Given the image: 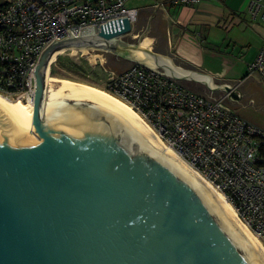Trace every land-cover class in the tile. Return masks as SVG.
I'll use <instances>...</instances> for the list:
<instances>
[{"label":"water","instance_id":"1","mask_svg":"<svg viewBox=\"0 0 264 264\" xmlns=\"http://www.w3.org/2000/svg\"><path fill=\"white\" fill-rule=\"evenodd\" d=\"M158 7L138 9L135 22L123 16L78 36L67 30L41 52L33 72L38 140L20 106L0 98V264H264L261 244L136 115L94 88L52 77L55 55L71 51L78 63V49L114 78L126 67H107L113 54L212 103L225 95L221 103L264 129L263 83L250 75L234 88L239 80L171 54Z\"/></svg>","mask_w":264,"mask_h":264},{"label":"built area","instance_id":"2","mask_svg":"<svg viewBox=\"0 0 264 264\" xmlns=\"http://www.w3.org/2000/svg\"><path fill=\"white\" fill-rule=\"evenodd\" d=\"M0 9V97L32 104L33 73L53 41L96 30L109 19L137 18L126 0H3ZM196 0H172L173 5ZM261 12L264 0H250ZM60 56V55H59ZM56 61V60H55ZM264 75V42L249 71ZM108 73L107 92L125 102L167 149L219 192L237 218L264 246V130L221 103H212L141 65Z\"/></svg>","mask_w":264,"mask_h":264},{"label":"crops","instance_id":"3","mask_svg":"<svg viewBox=\"0 0 264 264\" xmlns=\"http://www.w3.org/2000/svg\"><path fill=\"white\" fill-rule=\"evenodd\" d=\"M171 2L126 0L125 6L138 10L159 4L166 16L171 54L216 79L239 80L234 88L250 75L264 86V75L249 71L264 42V19L250 0Z\"/></svg>","mask_w":264,"mask_h":264},{"label":"rangeland","instance_id":"4","mask_svg":"<svg viewBox=\"0 0 264 264\" xmlns=\"http://www.w3.org/2000/svg\"><path fill=\"white\" fill-rule=\"evenodd\" d=\"M2 2H3V0H0V3H2ZM59 55H57L56 61L53 62V64L51 65V70L52 71L54 70V71L57 72V70H60L59 69L60 68V63H68V62H71V61L74 62L70 58V56H71V52L70 51H66V52H64L62 54H59ZM81 55H82V52H78L77 53L78 64H81V65L85 66V68L88 71V76L90 78H92L94 81H96V85L95 84H93V85L90 84V85L95 86L97 88H100L102 90H105L104 87H105L106 82L108 81V73L107 72H109V71H107V70H105L103 68V66L100 63V59L98 57L94 58L95 64L92 67V65L89 64V60L86 59L87 56H81ZM57 76L58 77H62L63 79H67V80H74V81H77V82L80 81L79 78L72 77V76L66 74L65 72H63V70H60L59 73L57 72ZM85 84H88V83H85Z\"/></svg>","mask_w":264,"mask_h":264},{"label":"trees","instance_id":"5","mask_svg":"<svg viewBox=\"0 0 264 264\" xmlns=\"http://www.w3.org/2000/svg\"><path fill=\"white\" fill-rule=\"evenodd\" d=\"M5 5V2L0 3V9ZM107 58H109V61L107 62V67H110V69H118V68H125L128 69L130 67H132L133 65H135L133 62H129V61H125L123 59H121L120 57H117L113 54H108ZM60 70H63V72H65L66 74L72 76V77H77L80 79V81L78 82H85L90 84H95L96 85V81H94L92 78H90L88 76V71L85 68V66L75 63V62H68V63H60ZM109 69V70H110ZM125 69V70H126ZM60 70H57V72L59 73ZM57 72L56 71H52V77H56V78H62V77H58L57 76ZM105 89V87H104ZM106 91V89H105Z\"/></svg>","mask_w":264,"mask_h":264},{"label":"bare ground","instance_id":"6","mask_svg":"<svg viewBox=\"0 0 264 264\" xmlns=\"http://www.w3.org/2000/svg\"><path fill=\"white\" fill-rule=\"evenodd\" d=\"M64 52H66L65 50H63V51H61L60 53H58V54H56L55 55V57H54V59H53V61L51 62V65L53 64V62H55V60H56V57H57V55H59V54H62V53H64ZM71 52V51H70ZM78 52H81V51H79L78 49H77V53ZM48 81H49V75L47 76V82H46V84H47V86H46V97H47V89H48ZM71 81H74V80H71ZM74 82H77V81H74ZM77 83H80V84H83V85H86V86H88V87H91V88H94V89H96V90H98V91H100V92H102V93H104L105 95H107V96H109V97H111V98H113L114 100H116L117 102H119V103H121L122 105H124L127 109H129L134 115H136L138 118H139V120H141L151 131H152V133L157 137V139L161 142V143H163L162 141H161V139H160V137L154 132V130L136 113V112H134L125 102H123L122 100H120V99H118V98H116L115 96H113L112 94H110L109 92H107V91H105V90H102V89H100V88H97V87H95V86H92V85H89V84H85L84 82L82 83V82H77ZM1 99H3L5 102H7V103H9V104H15V103H17L19 106H20V108L23 110V112L31 119V127H30V132L32 133V135L38 140V138H37V135L32 131V123H33V109H34V107H33V105L32 104H25V103H23V102H21V101H17V102H11V101H8V100H6V99H4V98H2V97H0ZM45 105H46V99H45V103H44V108H43V116L45 115ZM165 149L167 150V148L165 147ZM178 157V156H177ZM179 158V157H178ZM182 162H184L181 158H179ZM185 163V162H184ZM186 164V163H185ZM187 165V164H186ZM188 166V165H187ZM189 167V166H188ZM190 168V167H189ZM196 173V172H195ZM197 174V173H196ZM213 189V188H212ZM214 190V189H213ZM217 194H218V196L223 200V202L227 205V207L231 210V212L236 216V213H235V211L233 210V208H232V206L229 204V203H227L226 202V200L223 198V196L219 193V192H217L216 190H214ZM237 217V216H236ZM238 219V218H237ZM239 220V219H238ZM240 221V220H239ZM247 229V228H246ZM248 230V229H247ZM249 231V230H248ZM250 232V231H249ZM251 233V232H250ZM251 235H252V233H251ZM253 236V235H252ZM255 239H256V237L255 236H253ZM260 244H261V246L263 247V249H264V246L262 245V243L258 240V239H256Z\"/></svg>","mask_w":264,"mask_h":264},{"label":"flooded vegetation","instance_id":"7","mask_svg":"<svg viewBox=\"0 0 264 264\" xmlns=\"http://www.w3.org/2000/svg\"><path fill=\"white\" fill-rule=\"evenodd\" d=\"M126 40H128V39H126ZM128 41H130V42H132V41H135V40H128ZM132 43H134V42H132ZM121 58V57H120ZM121 59H123V58H121ZM123 60H125V59H123ZM126 61V60H125Z\"/></svg>","mask_w":264,"mask_h":264}]
</instances>
